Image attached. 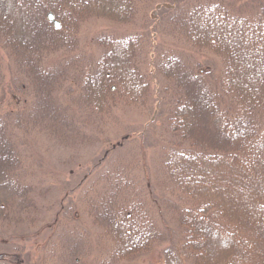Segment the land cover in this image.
<instances>
[{"label":"trees","instance_id":"1","mask_svg":"<svg viewBox=\"0 0 264 264\" xmlns=\"http://www.w3.org/2000/svg\"><path fill=\"white\" fill-rule=\"evenodd\" d=\"M155 1L0 0V56L4 52L18 65L13 82L26 99L23 108L0 114V219L13 210H34L18 148L25 137L18 142L15 129L26 133L38 125L68 139H85L122 100L146 108L152 78L161 77L168 85L161 91L158 114L166 111L169 131L187 145L164 142L153 174L143 144L139 149L134 145L128 155L115 140L97 161L95 173L79 181L75 191L80 188V199L109 242L104 250L108 262L92 264H114L118 257H134L165 240L170 244L162 264H223L210 255L222 250V236L235 243L230 254L236 250L246 259L249 237L238 235L236 246V229L225 218L237 211L240 197L250 196L257 211L252 214L244 205L242 217L252 214L258 225L264 217V0H157L158 15L151 20L144 16L146 27L103 35L100 58H86L72 41L86 17L127 24L143 12L141 7L153 8ZM80 4L83 9L74 8ZM17 8L23 9V17ZM152 20H157L161 34L220 56L221 69L214 64L207 68L176 46L154 44L152 35L159 29L151 27ZM3 67L0 59V85ZM55 85L64 89L58 100L51 91ZM253 164L259 166L257 173L262 171L258 175L249 173ZM220 179L228 193L225 204L218 202ZM166 196L173 198L171 204ZM69 199L70 205L60 206L51 222L60 224L58 234L46 241L51 256H58L57 264L85 263L87 253L83 239L88 229L73 214L77 200ZM165 207L173 219H161ZM172 222L178 226L177 238ZM0 264L16 263L0 254Z\"/></svg>","mask_w":264,"mask_h":264},{"label":"rangeland","instance_id":"2","mask_svg":"<svg viewBox=\"0 0 264 264\" xmlns=\"http://www.w3.org/2000/svg\"><path fill=\"white\" fill-rule=\"evenodd\" d=\"M110 2L111 0H109V3ZM156 2L157 0L153 8L146 9L145 7H141L140 11L143 12L137 14L138 16H136L132 22H127V24L112 20L108 17L96 15L86 17L77 26L76 38L74 40L72 37V41L78 42V47L86 53V58L103 57L104 48L101 44L102 38L104 39L103 35L107 33L119 35L146 27L144 23L147 19H144V16L145 18L149 16L148 18L151 20V18L157 17L155 15H158ZM79 7L82 9L84 8L81 4L74 8L80 9ZM17 9L16 12L18 16L20 18L23 17V9ZM144 11H146V13ZM156 21L152 20V22H150L152 23L151 27L158 25ZM161 32L162 30L160 29L154 31L152 35L154 44L160 43L161 46L165 47L176 46L174 48L199 60L203 65L206 63L207 68H210L209 66H212V64L215 66L217 65V68L221 67V57L217 54L197 50L181 37L177 39L178 37L174 38L170 35L161 34ZM154 53L155 51L149 54L152 57ZM0 59L4 66L2 72L5 78V82L3 81V84L0 85V114H2L11 109L17 110L23 108L26 99L21 92L15 90L13 82L15 81L14 77L17 72L15 70H17L16 67L18 65L12 60V57L6 55L4 52L1 53ZM245 60H247V58ZM150 69H152L151 65ZM151 85V100L146 108H143L136 102L131 103L122 100L114 107L112 115L106 116L103 122L97 128L95 127L94 134L88 133V136H85L87 138L82 140L77 136L68 139L62 134H59L56 130L49 131L40 129L38 125L34 126L31 131L26 133L18 131V128L14 130L18 142L23 141V136L25 137L24 142L18 144V148L21 152L20 154L25 174L27 175V182L33 191V200H35L33 207H35H32V209H34L33 211L27 212L24 210H13L6 218L0 219V254H2L5 259L11 260L16 264H57L58 256L54 255V257H52V251L51 249L49 250V242L51 240L49 238L50 236L52 238L54 234H58L60 224L54 226L51 222L52 219L54 220L56 218L55 213L58 212V208L62 205H70L69 198H73L77 200V202H74L76 203V209L73 214L80 224L88 229L83 239V248L87 253L84 255L85 263L81 264H92V262L100 263L104 260L108 262V259L104 257V252H106L104 250L109 242L103 239L107 234L101 226L94 222L88 207L85 206L80 199L82 193L79 191L80 188H77L76 191L75 188L87 173H89L88 178L92 176L91 174L95 173L96 169L94 166L97 161L101 160L105 151L109 150L112 141L118 140V142H120V148L118 149L125 153L128 152V155L131 154L134 145L138 148L139 145L143 144L144 158L149 163V168L152 170L153 174H155L154 171L158 170V168H156L157 156L164 142L173 141L175 143L187 145L186 142L173 136L169 131L165 118L166 111L163 110L161 115L158 114V104L163 94H161V91L164 90V88L166 89L168 83L161 77H155L154 79L152 78ZM25 90L29 92L30 88L25 87ZM51 91L53 98L57 100L59 99L58 96L62 97L64 93V89L62 87L57 88L56 85ZM128 132H133L134 134L131 133L130 137H128L129 139L120 141V137L122 138V136ZM143 132H145V135H143ZM155 138H159V141H154ZM138 156L140 157L142 154L140 155L139 153ZM258 170L259 166L253 164L252 170L249 173L258 175L262 172L260 171L257 173ZM138 172H140V170H138ZM219 183L223 187L220 189V196H218L219 194L217 195L222 199L218 202L225 204L227 201L225 202L224 198L228 193L226 189L223 188H226V184L221 179ZM250 184H252V186L256 185L255 183ZM261 185L264 187V183H261ZM156 192H158L157 188ZM163 197L164 196H162V198ZM168 199L171 204L173 198ZM215 199L217 200V197H215ZM252 200V196H250V198L246 197L245 200L240 197L237 200L238 206L235 205L237 211H232L225 218L227 223L229 225L232 224L231 227L236 229L237 233L233 235L235 242L239 238L238 235H240L242 239L244 236L245 238L249 237L250 243L246 245L248 248L245 252L247 258L245 259L236 250H233L230 254V244L235 245V243H232V241L230 243L224 236H222L225 238L222 239V250L217 253L214 249L216 252L215 254L210 253L212 256L211 258H216L223 264L224 260H226V264H264V229L260 231V229L256 227L260 225L264 227V217H262L263 221H261L259 225L254 223L255 216L252 214L257 210H255ZM162 201L165 203L164 205L167 204L165 199H162ZM244 205H247V207L249 206V212H252L247 218H243L241 215L246 209ZM164 211L166 215L165 213L164 215L161 214V219H163V221L167 219L171 220L175 216L172 212L169 214V209L166 207ZM223 211H227V208L223 207ZM173 222L170 225V229L175 231L177 238L178 226H175ZM163 223L161 225H163ZM202 239L203 238H201V241H205ZM237 243L238 242H236V246ZM169 244V240L155 242L151 248L134 257H118L114 264H162L164 258L163 254H165L164 248L169 246ZM206 244L207 245L204 246H208V243ZM37 245L41 246L39 252L36 250ZM57 249L58 247H56V250ZM35 259H39L40 263L34 262L36 261ZM111 264H113L112 261Z\"/></svg>","mask_w":264,"mask_h":264},{"label":"water","instance_id":"3","mask_svg":"<svg viewBox=\"0 0 264 264\" xmlns=\"http://www.w3.org/2000/svg\"><path fill=\"white\" fill-rule=\"evenodd\" d=\"M48 18H50V19H53L54 20V18H53V15L52 14H49L48 15ZM54 24L57 26V27H59V22L57 21V20H54Z\"/></svg>","mask_w":264,"mask_h":264}]
</instances>
